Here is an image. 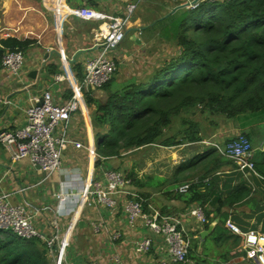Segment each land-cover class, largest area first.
Masks as SVG:
<instances>
[{
  "label": "crops",
  "instance_id": "obj_1",
  "mask_svg": "<svg viewBox=\"0 0 264 264\" xmlns=\"http://www.w3.org/2000/svg\"><path fill=\"white\" fill-rule=\"evenodd\" d=\"M136 1L64 0L70 8L87 6L115 16H124L126 6ZM183 2L185 0H141L138 3L127 21L123 41L111 53L118 72L112 77V81L110 80L111 82H108L101 90H94L95 92L90 89L84 90L81 110L70 122V138L81 142L84 146L94 145L95 148L91 116L96 107L94 104L86 103V95L90 94L92 98L105 102L110 94L159 67L164 60L163 57H168L167 51L171 46L170 43L163 42L160 37L164 24L159 21L169 17L171 9ZM65 16L62 18L54 16L49 0H0V49L2 48L3 54L8 51L1 45L3 40L15 38L33 42V45L23 53L25 63L19 75L14 76L9 73L0 62V131L23 127L26 123L27 109L42 100L44 92H50L54 101L60 103L71 97L72 88L75 85L82 84L84 64L99 50L97 46L100 34L99 24ZM124 41L127 44L123 46ZM52 51L60 52L65 62L62 61V57L52 54L40 70L44 55ZM73 58L75 62L70 63L69 60ZM32 70H40L38 82L29 77ZM209 145V142L202 141L179 146L183 154L181 159L193 160L205 152L203 147ZM174 148L177 149V147ZM96 159L97 155L95 158H89L85 149L69 146L63 153L62 169L46 176L38 168H34L29 160L13 162L9 153L0 145V194L8 195V202L12 204H23L33 215L40 233L46 238L54 233L53 219H56L58 222L56 225L61 231L70 229L71 238L66 248V255L71 263L160 264L167 257L162 238L152 236L153 243L147 253L138 254L135 251V242L146 236L149 231L139 220L133 226L129 224L123 211L122 201L124 198L129 200L130 195L120 197L119 202L113 208L104 204L86 206L79 202L73 207L65 204L66 208L70 209L66 213H61L63 205L57 199L59 192L63 190L77 192L83 180H104L103 176L106 171L115 170V159L122 163L125 161L123 157L102 159L98 165H95ZM180 164H177L176 160L174 169ZM174 169L167 176L159 178L170 182ZM234 170L231 164L221 167L219 172L223 175L219 186L226 181L228 174L234 177ZM137 178L141 182L146 181L141 180L140 176ZM195 181L197 182L196 179ZM176 188L160 192L149 186L135 189V186L130 185L129 191L135 195L137 192H142L146 196L144 200L146 212L150 213L154 210L172 217L183 215L184 228L197 238L196 255L201 257L203 247L211 245L209 243L216 245L213 241V231L219 219L218 217L212 219V221L218 219V222L216 221L211 232L201 238L200 232L207 230L208 226L205 227L204 224L199 226L196 220L188 214L194 204L184 205L177 197L167 193ZM208 208L209 210L214 209L211 206ZM261 209L264 212V207ZM222 211L230 213L225 222L233 221L231 219L233 216L232 218L237 217L245 223L249 221V226H255L253 229L264 231V221L258 223V216L253 215L252 210L244 211L240 216L232 214V208ZM221 228L224 235H227H225V245L219 247L220 250H213L212 254L205 259L210 258L215 264H251L246 258L243 261L240 257L242 252L236 254L237 248H232L235 238L230 230L225 225ZM219 254H225L227 258L232 259L225 263L220 262L218 261ZM234 255L237 256L234 257ZM189 263L194 264L191 261Z\"/></svg>",
  "mask_w": 264,
  "mask_h": 264
},
{
  "label": "trees",
  "instance_id": "obj_2",
  "mask_svg": "<svg viewBox=\"0 0 264 264\" xmlns=\"http://www.w3.org/2000/svg\"><path fill=\"white\" fill-rule=\"evenodd\" d=\"M160 22L164 24L160 31L162 41L177 48L174 56L110 94L105 102L86 95V103L96 107L91 116L95 165L102 159L122 158L147 147L172 148L202 142L207 128L195 119L200 117L208 127L217 128L222 120L232 122L245 133L257 149L253 158L255 170L264 179V0H201L196 7L180 9ZM1 45L8 51L24 53L33 42L9 38ZM3 55L1 48L0 62ZM174 120L180 122L177 130ZM232 139L223 140L221 146ZM230 164L235 178L228 174L219 186L223 175L219 170ZM237 173L233 161L211 145L193 160L179 165L170 182L157 177L141 182L133 170L125 177L135 189L149 186L163 192L177 187L167 193L184 205L201 206L205 227L218 217L213 241L219 248L226 242L221 227L230 214L222 210L243 206L252 194L249 183L239 180ZM252 178V184L262 193L263 180ZM184 184L189 188L180 194L178 188ZM130 199L141 201L144 212L149 213L144 209L146 196L142 192ZM210 206L214 209L209 210ZM255 212L257 222L262 223L263 210ZM232 217L241 230L255 228ZM230 233L235 238L232 248H237L239 254L243 239ZM202 249L203 255L208 256L206 247ZM196 251L197 246L189 249L184 264H207ZM219 255L220 262L232 259ZM0 264L54 263L41 238L24 239L10 229L0 228Z\"/></svg>",
  "mask_w": 264,
  "mask_h": 264
},
{
  "label": "built area",
  "instance_id": "obj_3",
  "mask_svg": "<svg viewBox=\"0 0 264 264\" xmlns=\"http://www.w3.org/2000/svg\"><path fill=\"white\" fill-rule=\"evenodd\" d=\"M50 9L58 18L74 17L84 21H93L99 24L98 53L88 59L84 64V78L81 85L72 88L71 97L64 102L54 101L53 95L46 91L39 102L26 111V123L15 130L0 131V145L6 150L13 162L29 160L34 168H38L46 176L57 173L62 169L61 161L64 151L69 146L85 149L87 155L95 158L94 145L84 146L70 138L71 119L81 110L84 90H98L107 84L118 70L111 53L123 41L126 33L127 21L133 14L141 0L126 6L124 16H115L105 12L80 6L70 8L64 0H49ZM196 5L192 6V8ZM62 57V56H61ZM65 62V58L62 57ZM25 63V56L20 51H7L1 61L2 67L14 76L20 74ZM211 144V143H210ZM221 154L229 158L236 165L237 170L246 176H259L255 170V150L247 136L237 134L230 142L220 146L213 143ZM218 145V146H217ZM104 180H83L77 192L63 190L57 195L58 201L63 205L62 212L66 213L77 203L86 206L104 204L113 208L120 197L130 195L131 182L118 170H108L103 176ZM189 185L184 184L178 188L180 193L188 190ZM122 195V196H120ZM118 196V200H116ZM124 214L131 226L141 221L149 231L146 236L135 242V251L138 254L147 253L153 243L152 236L162 238L167 257L160 264H184L189 253L188 230L183 225V215L172 217L162 215L158 211L145 213L142 202L138 199L125 198L122 201ZM188 214L194 218L198 225L206 223L201 206L194 204ZM54 233L49 238L43 236L35 225L34 217L26 207L8 202V195L0 194V228L10 229L18 237L29 239L39 237L46 242L48 255L54 264H76L67 259L66 248L71 238V230L61 231L52 220ZM226 227L234 234L242 237V251L245 258L254 264H264V233L258 229L241 230L233 221L227 220Z\"/></svg>",
  "mask_w": 264,
  "mask_h": 264
},
{
  "label": "rangeland",
  "instance_id": "obj_4",
  "mask_svg": "<svg viewBox=\"0 0 264 264\" xmlns=\"http://www.w3.org/2000/svg\"><path fill=\"white\" fill-rule=\"evenodd\" d=\"M127 44L125 41L123 43V46ZM177 52L176 46L174 44H171L170 50L168 49L167 53L168 57H163L162 63L169 59L170 57L174 56ZM161 60V59H159ZM158 60V61H159ZM118 72V70H117ZM116 72V73H117ZM125 74V73H124ZM140 78V77H139ZM196 120L200 121L202 123V126L207 128V132H205L204 141L209 142L211 144L217 143L221 146L223 143V140L226 141L228 139L234 138L237 134L242 133L241 130L234 127L232 122H223L220 121V125L217 128H212L207 126V121L204 119H200V117H196ZM180 122L178 120H174V128L177 130L179 128ZM212 134V135H210ZM245 134V133H244ZM211 144L207 147H203V149L207 150ZM203 146V145H202ZM256 151L257 149L253 147ZM183 154L181 153V149L177 147L174 148H163V147H147L140 150H137L133 153H130L126 156H124L123 163L119 160L115 159V170L120 171L125 176L126 173L130 172L131 170L134 171L136 177L140 176L141 180H146L147 178H159L160 176H167L170 174L172 169H174V163L177 160V164L181 162L183 164L184 162H189L190 160H184L181 159V156ZM184 160V161H183ZM122 163V164H121ZM180 164V165H181ZM175 170V169H174ZM238 176L239 180H244L247 184L249 183V186L252 188V194L251 198L247 203H245L243 206L242 204L237 205L239 208H232V214L240 216L244 211L249 212L250 210L255 211L261 209L263 203H264V191L261 193L259 188L254 186L252 184V177L262 179L260 176H246L243 172L238 171L236 174ZM138 179V178H137ZM261 181L262 184H264V179ZM249 181V182H248ZM157 179L153 182L156 184ZM264 189V185L262 187ZM152 189V188H151ZM261 207H260V206ZM228 210V208H227ZM257 215V213H253ZM247 223H250L247 221ZM187 236L189 238V247L194 248L197 246V238L193 236L191 232H187ZM211 245H207L205 252L207 255H211L213 250H220L216 245H212V243H209ZM200 251V249H198ZM202 252V251H201ZM202 258H206L207 256L202 255ZM241 258H243V261L245 259V253L242 251ZM207 264H215V262H211L210 258L205 259ZM196 264V262H194ZM252 264V262H251Z\"/></svg>",
  "mask_w": 264,
  "mask_h": 264
},
{
  "label": "water",
  "instance_id": "obj_5",
  "mask_svg": "<svg viewBox=\"0 0 264 264\" xmlns=\"http://www.w3.org/2000/svg\"><path fill=\"white\" fill-rule=\"evenodd\" d=\"M199 1L201 0H187L181 4H178L177 6H175L174 8L171 9V11L169 12V15H172L174 14L176 11L180 10V9H184V8H190L194 5H196ZM126 34V33H125ZM52 54H56L57 56L61 57V53L60 52H57V51H52V52H47L45 55H44V61H43V64L40 68V70L43 69L44 67V62L47 60V58H49V56H51ZM67 59V58H66ZM70 63H73L75 62V58H73L72 60H69ZM40 70H32L29 74V77L31 79H34L36 82H38L39 78H38V75H39V72ZM98 90H101V89H98ZM96 90V91H98ZM94 91V90H93ZM95 92V91H94ZM41 103V100L39 101V104ZM37 169V168H36ZM216 225V220L212 221L211 223H209L208 225V228L207 230H203L200 232V237L201 238H204V236L206 234H208L209 232L212 231V229L214 228V226ZM237 261V260H235ZM232 263V262H230Z\"/></svg>",
  "mask_w": 264,
  "mask_h": 264
}]
</instances>
